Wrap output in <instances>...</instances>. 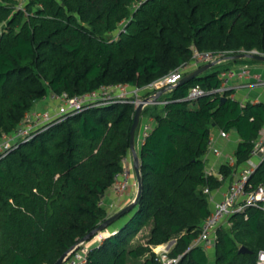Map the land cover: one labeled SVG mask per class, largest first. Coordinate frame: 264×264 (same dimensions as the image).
I'll list each match as a JSON object with an SVG mask.
<instances>
[{"label":"trees","instance_id":"trees-1","mask_svg":"<svg viewBox=\"0 0 264 264\" xmlns=\"http://www.w3.org/2000/svg\"><path fill=\"white\" fill-rule=\"evenodd\" d=\"M14 4L0 0V22L7 24L0 34V135L11 134L48 90L73 95L110 83L144 86L188 61L193 46L225 58L163 93L164 105L142 109L153 119L138 154L142 194L128 219L92 245L85 264H125L142 255L144 247L127 245L149 221L148 243L175 239L168 254L180 255L177 264H258L264 249L258 207L217 227L213 262L191 244L211 211L203 188L220 184L204 171L211 126L237 132L238 164L264 121L263 103H240L230 91L224 101L209 94L221 70L264 63L226 59L253 49L264 54V0H28L25 10L13 11ZM121 24L124 31L110 38ZM196 85L206 94L186 100ZM133 113L128 102L85 109L0 158V264H54L107 218L99 202L122 169ZM222 170L227 175L230 168ZM249 182L264 184V160ZM240 246L250 252L240 253ZM143 264L160 263L152 254Z\"/></svg>","mask_w":264,"mask_h":264},{"label":"built area","instance_id":"built-area-1","mask_svg":"<svg viewBox=\"0 0 264 264\" xmlns=\"http://www.w3.org/2000/svg\"><path fill=\"white\" fill-rule=\"evenodd\" d=\"M123 25V24H121ZM124 31V26L122 27ZM192 55L188 61H185L171 69L167 74L154 79L144 86H136L128 83H110L99 86L97 89L86 91L80 94H69L67 91L55 92L48 90L40 99L47 100L50 107L42 110L29 109L24 112L23 117L17 124L11 134L1 133L0 135V158L5 156L11 148L17 147V142L28 141L38 133L45 131L51 126L64 121L67 117L75 115L85 109L100 108L115 103H132L135 106L139 103L142 96L154 97L156 90L169 88L175 85L186 72L191 71L203 64L213 61H223V53L199 50L192 47ZM249 53L261 54L257 50H251ZM218 62V63H219ZM218 77L220 85L212 89L209 94H218L223 96L230 91L232 86L230 81L234 79L250 80L254 86L261 87L264 91V72L254 71L250 65L244 64L223 69ZM169 91V90H168ZM206 94L199 86H193L189 89L186 100H197L200 96ZM232 98V96H231ZM165 99H159L156 103L164 105ZM254 103H263L258 99ZM149 105V104H146ZM144 105V106H146ZM152 123H144L142 127V139L150 131ZM226 135L225 132H221ZM210 143V140H209ZM213 151L218 153L217 149ZM264 160V121L256 138L252 140V146L245 160L246 166L243 167L233 177L229 183L223 197L213 203L210 213L203 219L198 235L193 239L191 246L201 245L204 249L214 246L215 232L217 227L235 212H244L247 207H258L264 212V184H259L252 188L249 182L250 176L255 171L257 165ZM126 161V158H125ZM132 162L129 165L123 164L122 169L115 173L110 189L113 193L120 196L132 184ZM204 193H209L208 187L203 188ZM102 201V200H101ZM101 201L99 204H101ZM102 205V204H101ZM110 235L108 232L106 236ZM102 238V237H101ZM100 237L96 234L90 240L79 243L71 251L65 264H85L88 260L89 251L92 245L100 242ZM180 255L171 257L168 249L161 248L157 254V261L161 264H177ZM256 261L258 264H264V249L257 251Z\"/></svg>","mask_w":264,"mask_h":264},{"label":"crops","instance_id":"crops-1","mask_svg":"<svg viewBox=\"0 0 264 264\" xmlns=\"http://www.w3.org/2000/svg\"><path fill=\"white\" fill-rule=\"evenodd\" d=\"M250 66L254 71H258L260 73L264 72V63H259L257 65L252 64ZM230 83L232 86L230 97L232 96L233 99L238 100L240 103H254L255 99H258L260 102L264 101V91L261 89V87L252 85L250 80L234 79L231 80ZM191 105H193V102H190V106ZM143 119H148L150 122H153L152 117L143 116ZM221 132L222 130L220 128L214 125L211 126V134L209 137L210 143L208 145L207 152L203 156L205 175L212 176L220 182L216 188L209 190L210 209L213 207V203L215 201H218L223 197L233 177L239 172V170L246 166L245 161L238 164L236 163L235 150L238 142L240 141V137L238 136L237 132L235 130L228 131L225 132L226 135L222 134ZM135 139H137L136 142L138 143L135 149L139 154L140 145L143 141L142 131ZM214 148L217 149L218 153L213 151ZM223 167L230 168V171L227 175H224L222 170ZM131 186L132 185L126 189V193L124 192L120 196L113 193L109 188L108 194H105L103 199L108 200V205L114 203L116 207L115 211H117L119 208L132 200L131 198L133 196L131 194L132 192L130 193V191H132L133 188H130ZM225 222L227 224V221ZM116 227L118 226L108 229V232L116 229ZM169 242L166 243L168 244ZM169 246H166V248Z\"/></svg>","mask_w":264,"mask_h":264},{"label":"rangeland","instance_id":"rangeland-1","mask_svg":"<svg viewBox=\"0 0 264 264\" xmlns=\"http://www.w3.org/2000/svg\"><path fill=\"white\" fill-rule=\"evenodd\" d=\"M27 1L28 0H15V4L13 5L14 6L13 11L18 10V9L25 10L24 9V6L27 3ZM135 6H136V4L134 3L132 5V8H131L132 11L134 10V7ZM6 25H7L6 24V21L0 22V34L2 33V31L4 30V27ZM123 26L124 25H119L118 28L109 37L110 38L117 37V35L119 34V32L123 29L122 28ZM240 51L245 52L243 49H241ZM244 64H247V63L237 64V65H233L231 67L240 66V65H244ZM257 64H259V63H257ZM257 64L255 63L254 65H257ZM247 65H250V64H247ZM143 98H144V96L141 97V99H143ZM48 107H50L49 101L43 100V99H38V100H36L33 103V106H32L31 109L42 110V109H46ZM135 107L136 106L133 104V112L135 110ZM144 123H150L151 124V122L148 119H143V116H142V117H140L139 125L137 126V130L135 132V138L137 137V135H139L141 133L142 127H143V124ZM136 140L137 139H135V148H136V145L138 144L136 142ZM125 158H126V161H125ZM121 162H122V165L123 164L129 165L132 162V155H131V152H130L129 149H128V153L124 157H122ZM132 173H133L132 174V184H131L132 186L130 188H133V189H132V191H130V193L132 192L131 194H132L133 197L131 199L133 200L134 197H135V194H136V178H135L134 172H132ZM127 192H128V190H127ZM106 194H108V190L106 191ZM206 194L208 195V199H210L209 193H206ZM208 201H210V200H208ZM101 204L103 205V207L105 209V215H106L105 217H108V216H110L111 214H113L115 212V208L116 207H115L114 203H112L111 205H108V200L102 199ZM127 216H129V215L128 214L127 215H125V214L122 215L120 218H118L117 220H115L108 228H106V229L98 232L97 235L101 239L100 242H102L103 239L105 238V235L108 233V229H110L112 227H115V226H121L128 219ZM221 225H224L226 227L228 226L225 221H224V223L222 222ZM152 226H153V223L151 221H149L147 223V225L144 226L143 228H141L134 235V238H132L130 240V242L127 245L128 248H131V247L133 248V247H135V246L138 245V246L144 247L145 250H144V253L142 255H140V256H138L136 258L128 257L126 259L125 264H143L145 257H149L152 254L154 255L155 260L157 261L156 257H157V254L159 253V251H160L161 248L168 249V252H169V248L174 244L175 239H173V240L170 241L171 244H170V246L168 248H166V246L168 245L167 243H162V244H158V245H151V244L148 243V238H149V234L151 232ZM215 238H216V233H215ZM206 252H207V254L209 256L210 261L213 262V258L214 257H213L212 248L207 249ZM158 263H160V262L158 261Z\"/></svg>","mask_w":264,"mask_h":264},{"label":"water","instance_id":"water-1","mask_svg":"<svg viewBox=\"0 0 264 264\" xmlns=\"http://www.w3.org/2000/svg\"><path fill=\"white\" fill-rule=\"evenodd\" d=\"M238 58H254V59L258 60V61H264V55L252 54V53L236 54V55L228 57L226 59H238ZM218 62L219 61H213V62H210V63L203 64V65H201V66L189 71L188 73H186L175 85L169 87L168 89L167 88H161L159 90H156L155 93H154V97H152V98L144 97L142 100L139 101V103L135 107V110H134V113H133L132 124H131V127H130V139H129V150H130L131 155H132V167H133L134 175H135V178H136V194H135L134 199L131 202H129L126 205H124L121 208H119L117 211H115L113 214H111L107 218H105L96 228H94L92 231H90L85 236H83L67 252L63 253L55 261L54 264H63L64 260L68 256V254L71 251H73L74 248L79 243L90 240L98 232L108 228L115 220L120 218L122 215L128 213L138 203L139 198H140V196L142 194L143 184H142V178H141V175H140L139 156H138V153H137V151L135 149V131H136V128H137L138 123L140 121L141 112H142V109H143L144 105L156 103L158 101V98L163 93H165L168 90L173 89L177 85L182 84V83L192 79L193 77L203 73L204 71H206L207 69H209L210 67H212L213 65H215ZM224 100H225V96H221V101H224ZM170 244H171V242H169L167 246H169ZM238 251L240 253L250 252L245 246H240Z\"/></svg>","mask_w":264,"mask_h":264}]
</instances>
